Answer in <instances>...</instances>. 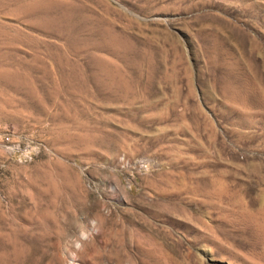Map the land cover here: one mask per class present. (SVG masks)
Returning <instances> with one entry per match:
<instances>
[{
	"label": "rangeland",
	"instance_id": "1",
	"mask_svg": "<svg viewBox=\"0 0 264 264\" xmlns=\"http://www.w3.org/2000/svg\"><path fill=\"white\" fill-rule=\"evenodd\" d=\"M73 258L264 264V0H0V264Z\"/></svg>",
	"mask_w": 264,
	"mask_h": 264
},
{
	"label": "clouds",
	"instance_id": "2",
	"mask_svg": "<svg viewBox=\"0 0 264 264\" xmlns=\"http://www.w3.org/2000/svg\"><path fill=\"white\" fill-rule=\"evenodd\" d=\"M82 238H83V239H87L88 237H87V235H85V234L82 233ZM69 264H75V259L73 258V260H71V261L69 262Z\"/></svg>",
	"mask_w": 264,
	"mask_h": 264
},
{
	"label": "bare ground",
	"instance_id": "3",
	"mask_svg": "<svg viewBox=\"0 0 264 264\" xmlns=\"http://www.w3.org/2000/svg\"><path fill=\"white\" fill-rule=\"evenodd\" d=\"M47 1V0H46ZM51 3V2H50ZM44 4V3H43ZM70 9V8H69ZM38 14V13H37ZM39 17V16H38ZM45 19V18H44ZM64 20V19H63ZM45 21V20H44ZM101 37V36H100ZM116 41V40H115ZM80 248V247H79Z\"/></svg>",
	"mask_w": 264,
	"mask_h": 264
}]
</instances>
